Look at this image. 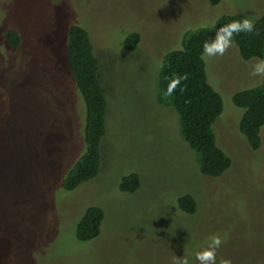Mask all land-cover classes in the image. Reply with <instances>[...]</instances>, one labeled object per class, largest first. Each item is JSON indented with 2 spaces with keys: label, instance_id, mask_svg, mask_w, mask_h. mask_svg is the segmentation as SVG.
I'll use <instances>...</instances> for the list:
<instances>
[{
  "label": "rangeland",
  "instance_id": "rangeland-1",
  "mask_svg": "<svg viewBox=\"0 0 264 264\" xmlns=\"http://www.w3.org/2000/svg\"><path fill=\"white\" fill-rule=\"evenodd\" d=\"M236 13L254 19L264 0H0V264H172L174 256L199 264L212 234L226 239L217 264H264V124L251 150L231 101L261 81L251 75L258 58L242 60L234 45L202 56L222 104L215 142L230 159L217 177L198 172L174 110L154 100L162 55L180 48L186 31ZM70 24L86 30L98 60L106 131L96 175L63 191L84 150V106L65 60ZM8 30L16 48L3 38ZM132 31L138 44L125 51ZM128 173L139 178L130 194L117 188ZM184 193L195 200L192 214L177 209ZM88 205L103 218L97 236L81 242L74 230Z\"/></svg>",
  "mask_w": 264,
  "mask_h": 264
},
{
  "label": "trees",
  "instance_id": "trees-1",
  "mask_svg": "<svg viewBox=\"0 0 264 264\" xmlns=\"http://www.w3.org/2000/svg\"><path fill=\"white\" fill-rule=\"evenodd\" d=\"M211 6L221 0H206ZM249 18L242 13L222 14L212 24L186 31L181 39V47L165 52L160 60L163 68L157 70V86L154 100L163 107L172 108L177 116L178 133L182 141L194 153L197 170L200 174L217 177L229 167L230 159L216 144L212 124L222 109L219 94L207 83L202 58L203 42L214 36L216 28L234 19ZM255 19L254 33H240L234 37L238 56L242 60L262 58L264 53V13ZM215 25V27H214ZM12 48H16L19 37L13 30L3 34ZM139 41V34L132 31L122 41L125 51H133ZM65 60L75 87L84 106L83 143L84 150L72 167L66 172L61 188L71 191L94 177L100 164V143L106 131V97L100 79L98 60L93 52L86 30L70 24L66 30ZM159 64V65H160ZM188 74L181 81L183 92H176L165 98L164 92L173 74ZM231 101L243 111L238 120V131L245 138L248 147L256 150L260 145L259 131L264 124V76L251 87L231 94ZM139 187L136 173H128L120 178L117 188L130 194ZM178 211L192 214L195 200L188 194L176 198ZM103 210L97 205L84 208L76 222L74 237L77 241H88L99 233Z\"/></svg>",
  "mask_w": 264,
  "mask_h": 264
},
{
  "label": "clouds",
  "instance_id": "clouds-1",
  "mask_svg": "<svg viewBox=\"0 0 264 264\" xmlns=\"http://www.w3.org/2000/svg\"><path fill=\"white\" fill-rule=\"evenodd\" d=\"M258 18L259 17H256L255 19ZM255 19L244 17L220 25L216 28L214 36L203 42L201 55L207 58L223 56L233 46L234 37L236 35H239L240 33L256 32ZM163 66V63L161 62L159 67L163 68ZM251 75L264 76V58L257 59L252 65ZM167 79L169 80V83L164 92L165 98L172 96L177 88H179L181 92L185 90V88L180 85L182 80L188 79V74H173L172 77ZM207 240V246L196 252L195 259L199 264H217L216 250L226 242V239L217 234H212ZM172 264H189V260L186 257L174 256ZM219 264H231V261L229 259L221 258Z\"/></svg>",
  "mask_w": 264,
  "mask_h": 264
}]
</instances>
